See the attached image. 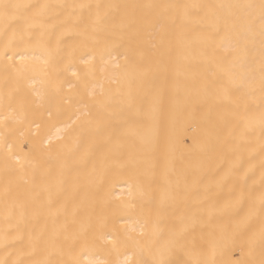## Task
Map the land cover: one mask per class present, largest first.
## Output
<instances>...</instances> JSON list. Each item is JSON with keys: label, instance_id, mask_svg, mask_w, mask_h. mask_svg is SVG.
I'll return each instance as SVG.
<instances>
[{"label": "bare ground", "instance_id": "1", "mask_svg": "<svg viewBox=\"0 0 264 264\" xmlns=\"http://www.w3.org/2000/svg\"><path fill=\"white\" fill-rule=\"evenodd\" d=\"M4 3L0 264H264V0Z\"/></svg>", "mask_w": 264, "mask_h": 264}, {"label": "snow or ice", "instance_id": "2", "mask_svg": "<svg viewBox=\"0 0 264 264\" xmlns=\"http://www.w3.org/2000/svg\"><path fill=\"white\" fill-rule=\"evenodd\" d=\"M18 7H20V5L6 4V3H4V0H0V9H2L5 14H7L8 9L18 8ZM5 55L7 56L8 59H12L13 55H21L22 56V54H20V53H14L11 55L6 53Z\"/></svg>", "mask_w": 264, "mask_h": 264}]
</instances>
